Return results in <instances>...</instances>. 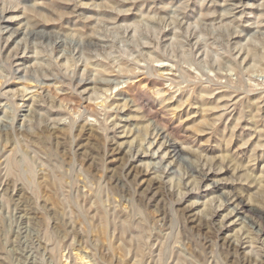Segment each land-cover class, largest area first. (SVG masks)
Returning a JSON list of instances; mask_svg holds the SVG:
<instances>
[{
	"label": "rangeland",
	"instance_id": "rangeland-1",
	"mask_svg": "<svg viewBox=\"0 0 264 264\" xmlns=\"http://www.w3.org/2000/svg\"><path fill=\"white\" fill-rule=\"evenodd\" d=\"M263 57L264 0H0V264H264Z\"/></svg>",
	"mask_w": 264,
	"mask_h": 264
},
{
	"label": "bare ground",
	"instance_id": "bare-ground-1",
	"mask_svg": "<svg viewBox=\"0 0 264 264\" xmlns=\"http://www.w3.org/2000/svg\"><path fill=\"white\" fill-rule=\"evenodd\" d=\"M114 3V2H113ZM113 3H112V5H113ZM116 3V2H115ZM119 4L118 5H120V2H118ZM115 5V4H114ZM115 6H117V5H115ZM120 13H121V11H120ZM144 18V17H143ZM155 18V17H154ZM145 19V18H144ZM141 20H143L142 18H141ZM152 20H154V19H152ZM155 20H156V18H155ZM150 21V20H149ZM148 22V21H147ZM142 32V31H141ZM176 37V36H175ZM259 55H261V54H259L258 53V51L257 50H255L254 48H253V50H250V53H249V55H248V57H249V59H250V61H252V62H255V61H257V60H259L260 61V57L261 56H259ZM157 56H159V55H157ZM264 58V57H263ZM262 58V59H263ZM248 60V59H247ZM264 60V59H263ZM259 61H257V63H259ZM249 62V61H248ZM250 63V62H249ZM256 63V62H255ZM51 65V64H50ZM49 65V66H50ZM234 66V65H233ZM51 68V67H50ZM106 69V68H105ZM107 70V69H106ZM105 70V71H106ZM167 70H170L169 68L167 69ZM54 71V70H53ZM48 73V72H47ZM50 77V76H49ZM147 80V79H146ZM176 83V82H175ZM166 84V83H165ZM182 85V84H181ZM98 86V85H97ZM96 87V86H95ZM130 88H132L131 86H129ZM158 87V86H157ZM179 87V86H178ZM229 87V86H228ZM235 87V86H234ZM240 88V87H239ZM96 89V88H95ZM180 89V88H179ZM235 89H238L237 88V85H236V87L234 88V91H235ZM149 90V89H148ZM181 90V89H180ZM240 90H242L241 88H240ZM110 91V90H109ZM213 91V90H212ZM151 92V91H150ZM236 92V91H235ZM154 93V92H153ZM202 93V92H201ZM205 93V92H204ZM157 95H158V93H156ZM150 96V95H149ZM227 96V95H226ZM231 96V95H230ZM229 96V97H230ZM67 98V97H66ZM68 99V98H67ZM69 100H70V98H69ZM142 100V99H141ZM135 101H137V99H135ZM134 101V102H135ZM133 102V101H132ZM141 102V101H140ZM164 102V101H163ZM188 102V101H187ZM205 102V101H204ZM46 102H44V104H45ZM243 103V102H242ZM252 103V102H251ZM195 105V104H194ZM221 105V104H220ZM183 105H180V106H178V108H181ZM248 106V105H247ZM145 107V106H144ZM204 107V106H203ZM250 107V106H249ZM201 108V107H200ZM39 109V108H38ZM43 109V108H42ZM248 109H250V108H248ZM141 110V109H140ZM245 110V109H244ZM38 111H40V110H38ZM204 111V110H203ZM203 111H202V113H203ZM264 111V110H263ZM143 112V111H142ZM245 112V111H244ZM257 113V112H256ZM49 114V113H48ZM47 114V115H48ZM246 114V113H245ZM253 115H254V113H252ZM174 115H175V112H174ZM242 115H243V112H242ZM51 116V115H50ZM246 116V115H245ZM258 116V115H257ZM255 117H256V115H255ZM33 118V117H32ZM158 118L159 117H157L156 118V120H158ZM35 119V118H34ZM160 119V118H159ZM252 119V118H251ZM40 120V119H39ZM164 120V119H163ZM158 122V121H157ZM165 122V121H164ZM160 123V122H159ZM167 123H169V122H167ZM167 123H165V124H167ZM253 123H254V121H253ZM212 124V123H211ZM168 125V124H167ZM206 125V124H205ZM208 125V124H207ZM235 125V124H234ZM35 126V125H34ZM115 126V125H114ZM169 126V125H168ZM203 126H204V122H203ZM215 126V125H214ZM104 127V126H103ZM200 127V126H199ZM206 127V126H205ZM212 127V126H211ZM105 128V127H104ZM148 128V127H147ZM208 128H210V126L208 127ZM208 128H205V129H208ZM234 128V127H233ZM163 130H164V132L166 131L167 133H168V137L169 136H171L172 138H173V136H172V133H170L169 131L171 130V129H173V127L171 128V129H169V131H168V127H166V125H163V128H162ZM195 129V128H194ZM199 129V128H198ZM204 129V130H205ZM212 129V128H211ZM126 130V129H125ZM174 130V129H173ZM201 130V129H200ZM210 130V129H209ZM225 130V129H224ZM231 130H233V129H231ZM230 130V131H231ZM140 131V130H139ZM199 131V130H198ZM206 131V130H205ZM208 131V130H207ZM206 131V132H207ZM163 132V136L164 137H162L163 138V140H165L163 143L161 142L160 143V146H159V150L160 149H162V148H164V155L166 156V155H168V153H169V148H171V147H169V148H167L166 147V144H167V142H166V139H167V137H166V135H165V133ZM197 132V131H196ZM203 132V130L202 131H200L199 133H202ZM138 133V132H137ZM142 135H144V133H145V136H150L149 135V131L146 129V128H143L142 129V132H140ZM216 133V132H215ZM140 134V135H141ZM152 135V134H151ZM154 135V134H153ZM174 135V134H173ZM222 135V134H221ZM156 136H159V134L157 133V135ZM223 136V135H222ZM142 137H144V136H142ZM142 137H140L141 139H142ZM136 138H139V137H136ZM145 138V137H144ZM156 138V137H155ZM225 138V137H224ZM263 138V137H262ZM146 139V138H145ZM145 139L143 140L144 142H145ZM137 140V139H136ZM157 140V139H156ZM177 140H178V138H177ZM181 140V139H180ZM225 140V139H224ZM223 140V141H224ZM232 141V140H231ZM245 143V142H244ZM139 144V143H138ZM142 144V143H141ZM139 145V149H140V147L142 148L143 147V145ZM153 144V143H152ZM151 144V145H152ZM189 144V143H188ZM229 144V143H228ZM248 144V143H247ZM222 146V145H221ZM10 147V146H9ZM132 147V146H131ZM137 147V146H136ZM138 148V147H137ZM144 148V147H143ZM172 148H173V146H172ZM227 148V147H226ZM225 148V149H226ZM180 149V148H174L173 149V151L174 152H177L178 150ZM28 150V149H27ZM144 151H147V150H144ZM192 150H190V152H191ZM227 151V150H226ZM173 152V153H174ZM178 152H185V150L183 149V148H181L180 149V151H178ZM192 153V152H191ZM194 153V152H193ZM192 153V154H193ZM179 154V153H178ZM222 155V154H221ZM225 155V154H224ZM229 157V156H228ZM198 159H199V157H198ZM222 159V158H221ZM228 159V158H227ZM233 159H236V158H234L233 157ZM8 160V159H7ZM223 160V159H222ZM234 161V160H233ZM227 161H225V163H226ZM229 162H230V160H229ZM236 162V161H235ZM10 163V162H9ZM230 163H232V161L230 162ZM234 163V162H233ZM236 163H238V162H236ZM13 164V163H12ZM201 164V163H200ZM229 164V163H228ZM235 164V163H234ZM11 165V164H10ZM14 166V165H13ZM229 166H231V164L229 165ZM240 166H241V164H240ZM240 166H236V164H235V166L234 167H232L233 168V171H234V174L235 175H238V174H242V175H240V179H242V180H246V181H250L252 184H254L255 183V181H256V179H259V178H255V176H253L254 174H252V173H250L249 171H246V172H244V170H241L240 169ZM244 167V166H243ZM229 168V167H228ZM231 168V169H232ZM14 170H15V168H14ZM230 170V169H229ZM15 172V171H14ZM231 172V171H230ZM185 177V176H184ZM259 177V176H258ZM197 181V180H196ZM196 183V182H195ZM177 184H180V183H177ZM198 184V183H197ZM196 184V185H197ZM175 185V184H174ZM181 185V184H180ZM179 186V185H178ZM246 186V185H245ZM259 185H257V187H258ZM179 187H181V186H179ZM198 187V186H197ZM240 187H241V185H240ZM239 187V188H240ZM254 187V186H253ZM199 188V187H198ZM239 188H237V189H239ZM179 189V188H178ZM253 189V188H252ZM256 189V188H255ZM259 189H261V188H259ZM51 190V189H50ZM241 190V189H240ZM244 190V189H243ZM264 190V189H263ZM100 191V190H99ZM182 191V190H181ZM245 191V190H244ZM243 191V192H244ZM256 191V190H255ZM259 193V192H258ZM262 193V192H261ZM257 195V194H256ZM259 195H261L260 193H259ZM254 196V195H253ZM243 197V196H242ZM247 198V197H246ZM249 198V197H248ZM252 198V197H251ZM251 198H249L248 200H249V202L248 203H246L245 201H242V200H238L237 202H238V206H241V209H243V210H246V211H249L250 213H253L254 215L256 214L257 216H259V217H262L263 215H264V210L262 211V210H259L260 208H257V207H253V205L251 204V200L253 201V199H251ZM255 199V198H254ZM99 201V200H98ZM211 201H212V199H211ZM255 201V200H254ZM213 203L215 202V201H212ZM256 203V202H255ZM259 203V202H258ZM261 203H264V195L262 194V196H261ZM221 204V203H220ZM206 205H211V202L209 203V204H206ZM252 205V206H251ZM205 206V205H204ZM222 206V205H221ZM207 207V206H206ZM205 207V208H206ZM219 207H220V205H219ZM215 208V207H214ZM213 208V210H215ZM217 209H218V207H217ZM222 209V208H221ZM205 210V209H204ZM207 210V211H206ZM206 210H205V212H206V215H210V216H213V213H214V211L212 210V206L210 207V209H207L206 208ZM217 211V210H216ZM262 215V216H261ZM264 218V217H263ZM264 220V219H263ZM104 230V229H103ZM124 234V233H123ZM102 235H104L103 233H102ZM110 236V235H109ZM103 238V237H102ZM134 246V245H133ZM83 259V258H82ZM82 262V261H81Z\"/></svg>",
	"mask_w": 264,
	"mask_h": 264
}]
</instances>
